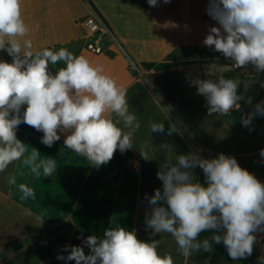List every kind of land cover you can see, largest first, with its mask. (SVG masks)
Masks as SVG:
<instances>
[{
    "label": "crops",
    "instance_id": "crops-1",
    "mask_svg": "<svg viewBox=\"0 0 264 264\" xmlns=\"http://www.w3.org/2000/svg\"><path fill=\"white\" fill-rule=\"evenodd\" d=\"M207 3L158 0L152 7L147 0H22L23 19L33 29L27 38L34 49L67 48L103 65L106 74L127 89L129 111L140 128L133 136V149L123 154L117 150L108 164L97 168L64 147L63 133L47 147L41 143L42 132L21 124L17 138L42 157L55 159L57 170L38 179L17 161L0 173V264H65L57 259L58 254L67 255L65 245H82L83 238L102 237L105 229L116 226L135 230L142 241L159 239V254H171L174 264H264L257 243L247 258L233 260L222 243L214 242L212 252L185 258L171 235L152 237L146 231L145 211L139 208L140 201L147 202L146 195L162 187L157 178L161 164L174 163L177 155L190 151L204 158L234 156L264 183V158L259 155L264 148V117L245 127L231 114L208 115L205 98L191 84L196 78L216 79L236 70L232 61L203 44L209 27L218 26L205 12ZM89 16L102 22L114 39L101 43L100 54L86 47L90 39L82 22ZM0 60L11 63L12 58L0 51ZM237 69L254 83L257 103L264 101V72L251 65ZM150 122L163 123L165 132L150 133ZM170 125L176 129L172 135L167 134ZM144 143L150 144L148 160L138 152ZM193 173L205 183L200 168ZM9 175L16 176L17 185L33 188L36 198L21 201L17 186L7 183ZM257 234L264 237V232ZM212 235L203 232L200 239Z\"/></svg>",
    "mask_w": 264,
    "mask_h": 264
},
{
    "label": "clouds",
    "instance_id": "clouds-1",
    "mask_svg": "<svg viewBox=\"0 0 264 264\" xmlns=\"http://www.w3.org/2000/svg\"><path fill=\"white\" fill-rule=\"evenodd\" d=\"M147 2L158 6V0ZM205 12L218 26L209 27L203 44L236 68L251 65L264 72V0H208ZM31 31L23 19L22 0H0V51L12 58L11 63L0 60V173L17 161L38 179L57 170L55 159L42 157L17 138L21 124L42 132L41 143L47 147L63 133L64 147L97 168L108 164L117 150L123 154L133 149L140 124L129 111L127 89L106 74L103 65L67 48L34 49L27 38ZM58 64L63 66L54 71L52 66ZM191 84L205 98L208 115L227 116L240 107L243 96L234 79L196 78ZM257 115L264 116V101L241 117L242 125L250 126ZM149 128L150 133L165 132L163 123L150 122ZM175 131L170 125L167 134ZM149 148L144 143L138 151L145 160L150 159ZM259 155L264 158V148ZM197 167L205 183L195 178ZM157 178L162 187L145 196L150 209L145 211L146 231L152 237L171 235L185 258L212 252L213 242L222 243L233 260L253 254L255 233L264 232V183L234 156L220 153L204 158L190 151L177 155L174 163L164 161ZM6 179L10 187L17 186L21 201L36 198L33 188L17 185L15 175ZM208 231L213 232L211 238L201 240V233ZM160 243L159 239L142 241L135 230L123 226L109 227L102 237L89 235L82 245H65L67 255L58 254L57 259L65 264H174L171 254H159Z\"/></svg>",
    "mask_w": 264,
    "mask_h": 264
},
{
    "label": "built area",
    "instance_id": "built-area-1",
    "mask_svg": "<svg viewBox=\"0 0 264 264\" xmlns=\"http://www.w3.org/2000/svg\"><path fill=\"white\" fill-rule=\"evenodd\" d=\"M82 25L86 32V37L90 39V41L87 42L86 44L88 50L100 54L103 52V49L101 47L102 42L114 41L107 27L95 17L93 16L86 17L82 22ZM233 68L237 69L235 66H233ZM256 237H257V242H256L257 246L259 248V251L262 253L264 257V237L261 236L260 234H257Z\"/></svg>",
    "mask_w": 264,
    "mask_h": 264
},
{
    "label": "rangeland",
    "instance_id": "rangeland-1",
    "mask_svg": "<svg viewBox=\"0 0 264 264\" xmlns=\"http://www.w3.org/2000/svg\"><path fill=\"white\" fill-rule=\"evenodd\" d=\"M237 82H239V89H238V94L242 95L243 96V99L240 100L239 102L246 106V107H249L250 110L252 111L255 104H257V100H255V92H254V88H255V85L254 83L252 82V80H249V81H239V80H236ZM251 98V103H248V99ZM262 120L261 116L260 115H257L253 121H260Z\"/></svg>",
    "mask_w": 264,
    "mask_h": 264
},
{
    "label": "trees",
    "instance_id": "trees-1",
    "mask_svg": "<svg viewBox=\"0 0 264 264\" xmlns=\"http://www.w3.org/2000/svg\"><path fill=\"white\" fill-rule=\"evenodd\" d=\"M225 78H231V79H243V80H250V78L246 77L245 74L240 70H231L223 75ZM249 112H247L245 109L239 107V109H233L230 113L235 119H237L238 122L241 123V117L246 116ZM264 117V116H263ZM242 124V123H241Z\"/></svg>",
    "mask_w": 264,
    "mask_h": 264
},
{
    "label": "water",
    "instance_id": "water-1",
    "mask_svg": "<svg viewBox=\"0 0 264 264\" xmlns=\"http://www.w3.org/2000/svg\"><path fill=\"white\" fill-rule=\"evenodd\" d=\"M139 208L150 213V209L148 208L147 202L145 201L139 202Z\"/></svg>",
    "mask_w": 264,
    "mask_h": 264
}]
</instances>
